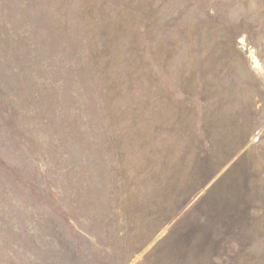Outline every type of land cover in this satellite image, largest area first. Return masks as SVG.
<instances>
[{"label": "rangeland", "instance_id": "obj_1", "mask_svg": "<svg viewBox=\"0 0 264 264\" xmlns=\"http://www.w3.org/2000/svg\"><path fill=\"white\" fill-rule=\"evenodd\" d=\"M0 264H264V0H0Z\"/></svg>", "mask_w": 264, "mask_h": 264}]
</instances>
